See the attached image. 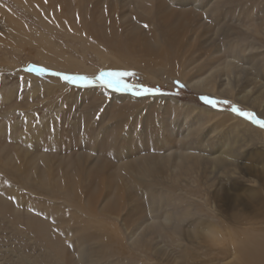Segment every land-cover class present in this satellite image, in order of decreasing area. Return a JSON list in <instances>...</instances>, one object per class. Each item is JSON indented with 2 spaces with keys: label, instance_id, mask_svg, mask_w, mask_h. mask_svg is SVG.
I'll use <instances>...</instances> for the list:
<instances>
[{
  "label": "rangeland",
  "instance_id": "rangeland-1",
  "mask_svg": "<svg viewBox=\"0 0 264 264\" xmlns=\"http://www.w3.org/2000/svg\"><path fill=\"white\" fill-rule=\"evenodd\" d=\"M15 1L0 3L37 27L28 12L36 11L39 2ZM72 1L66 0L68 6L63 8L70 18L85 10L90 20V14L98 19L114 8L118 22H104V28L111 26L115 30L106 36L107 40L111 43L117 35L129 40L136 37L137 41L130 53H121L107 41L101 42L106 52L99 53L95 46L86 48L61 31L53 34L47 28L41 29L53 38L52 42L43 36H23L14 27L6 33L0 14V263L234 262H219L213 254L204 253L209 246L206 240L215 238L217 231H208L199 215L184 214L187 202L178 200L165 186L160 193L152 194L149 189L155 190L157 185L149 174L153 176L155 168L165 174L169 164H164L163 156L170 150L173 157L182 154L191 141L197 144L195 154L200 159L198 181L203 186L209 184L211 191L207 195L217 200L212 203V219L222 218L231 226L235 215L250 214L258 208L251 196L254 187L260 186L254 180L258 179L264 187V127L239 116L232 108L237 106L264 119V44L259 42L252 49L244 45L249 59L239 63L244 71L234 84V97H229L222 95L228 83L226 77L218 82L217 92L194 88L171 66L165 67L156 56L146 54L143 43L156 40V47L166 46L153 19L155 8L164 5L174 18L173 24L180 22L189 30L178 32L179 38H189L192 49L205 51L194 66L202 65L210 56L211 43L220 49L214 56L216 60L225 59L232 54L230 47H236V42L243 45L264 38V33L255 32L258 25L264 27V0H112L97 13H92L94 7H89V2H83L81 7ZM222 28L229 29L232 38H240H226ZM77 29L80 30L79 25ZM134 44H138V50L133 49ZM47 49L76 57L78 68L42 63L39 51ZM115 55L127 58L128 65L120 63ZM102 71L132 72L134 75L123 78L126 83L160 91L140 96L133 94L135 89L115 91L94 79ZM57 72L87 76L91 82H69L53 74ZM202 96L219 103L213 107ZM244 96L247 97L243 99ZM187 112L191 119L185 122ZM193 124L203 126L204 131L186 138ZM227 144L236 149V160L228 163L241 171L239 175L222 173L227 161L216 165L217 151ZM156 160L157 164H153ZM194 190L191 188L190 194ZM259 190L263 197L264 191ZM237 197L242 203L237 202ZM202 204L203 200L195 202L196 206ZM168 210L174 211L175 219L171 226H154L147 258L128 243L129 235H143L146 224L160 221ZM101 211L105 215H98ZM100 221L109 224L118 240L111 241ZM218 226L220 230L224 228ZM242 226L252 228L248 241L252 240V233L258 232L255 227L264 228L259 222ZM82 250L94 254L86 263L79 257Z\"/></svg>",
  "mask_w": 264,
  "mask_h": 264
},
{
  "label": "bare ground",
  "instance_id": "bare-ground-1",
  "mask_svg": "<svg viewBox=\"0 0 264 264\" xmlns=\"http://www.w3.org/2000/svg\"><path fill=\"white\" fill-rule=\"evenodd\" d=\"M31 1L34 3L39 2V6L36 11L28 12L30 16H32V18L34 17L33 21L37 27H34L28 24L26 21L20 19L15 13H13V11H9L6 5L0 3V14L4 22V31L6 33H9L14 27L17 30H20L23 36L29 38H36L37 36L41 38V36H43L47 41L52 42L53 38L42 30L47 28V30L51 31L53 34L56 31H61L67 35L74 37L75 39H78L81 44L86 48H93V46H95L99 53L105 51V49H103L102 47L101 42L106 43L107 41L109 45L113 46L121 53H130L134 41H137L136 37H133V39L129 40L127 38L123 39L122 37H119L117 35L114 36L113 42L110 43L107 40L106 36L113 34L115 30L111 26L104 28V22H118V19L113 15L114 8H110L107 14H104V16L102 15V18L98 19H96L95 17L93 19V15L90 14V20L88 18V15L85 14L87 13L85 12V10H80L78 13L73 14L71 18L68 17V13L63 10V8L68 6L66 0H61L60 2L58 0ZM15 2L17 4H21L20 0H16ZM83 2H89V7H94L92 13H97L100 10L101 6L105 4L108 5L113 1H72V3H77L81 7ZM155 12L156 14L153 17V19H155L154 23L159 27L160 34H163V42L166 46H160L157 44L156 47V40L146 41L145 43H143V49L146 54L156 56L159 59V63H164L162 65L165 67H167V65L171 66L172 70L180 78L187 81L194 88L217 92L218 82H222V78L226 77L228 83H226V87L222 91V95L234 97V84L241 79L239 77V74L244 71L242 68H240L239 63H246L249 59L245 56L244 49L247 50V47H251V49L258 47L257 45L259 42L264 44V38H258L257 40L250 41L243 45L240 44V42H236V47H230L233 48L232 54L226 56L225 59H218L219 62L214 56L220 51V49L215 44L211 43L210 49L208 50L211 52L210 56L206 58L205 62L202 65L194 66L195 63L203 55H205V51L201 50L199 47L192 49L194 45L190 43L189 38L188 40L179 38V36L177 35L178 32L186 33L189 30L186 27H183L180 22L173 24L174 18L170 14V12L164 10V5L156 7ZM143 21L145 24L148 23L147 18H145ZM78 25L80 26V30L77 29ZM255 32L258 35L264 33V27L258 25L255 29ZM222 34L226 38L234 40L240 38V35H237L236 37L232 38L234 35L227 28H222ZM88 37L100 42L93 43L88 39ZM99 38H101V40H99ZM158 38L159 40L162 39L159 36ZM210 40L211 39L209 38V41ZM151 45L154 46V49L151 47ZM244 45H247V47ZM138 47V44H134L133 49L138 50ZM208 51H206V53ZM195 54L197 55L196 57ZM39 55L41 57V59L39 60L47 65H55L58 68H65L68 66L77 67L74 63L75 61H77V58L70 55H64L60 52H56L51 49L39 51ZM251 55L253 54L251 53ZM115 57L123 65H128L127 58H122L117 55H115ZM213 57L215 58V60H213ZM263 58L260 59L262 63ZM216 62L218 63L216 64ZM210 63H213L215 65H211ZM262 63L260 65H262ZM246 97L247 96H244L243 99H245ZM190 119L191 114L187 112L184 115V121L188 122ZM203 129V126H197L193 124L189 127V131L188 133H186L185 137L190 138L194 132L201 134V132L204 131ZM221 129L223 128L221 127ZM240 143L236 142L237 145ZM196 146V143L191 144V141H188L186 149L182 150V154H177L175 157H173L174 153L172 152V150H170L167 155L163 156V162L165 165L169 164V168L167 169V172L165 174H163L162 169L157 168H155L153 176L149 174V178L152 180V182L156 183L155 186L157 185L155 190L149 189L150 192L152 194L160 193L162 187L165 186L171 193L176 195L178 200L187 202L188 209L184 212V214H193V216L199 215V217L202 219V224L209 227L208 231H210V229L217 231L215 238L211 236L210 239L206 240V243L209 244V246L205 249V254H213L215 260H218L219 262L227 260L230 263L232 262V260H234V262L230 264H264V228L261 226L255 227L254 229L258 230V232L252 233L253 238L251 241H248L246 239L252 228H246L242 226V224L251 225L253 224V222H259L264 224V196L262 197L258 194V192H260L259 189L264 191L263 185H261L258 179L254 180L255 183L260 184V186L258 187L259 189L257 187H254L255 190L253 191L251 196L252 203L258 204V208L256 210H254L250 214L246 213L235 215L230 223L231 226H227V224L224 220H222V218H217L216 220H213L212 217L214 211L212 203H215L217 200L210 199L207 195V193L211 191L210 185L206 184L203 186V183L198 181L199 171L197 170V166L199 165L200 159L195 154ZM223 147L224 148L219 149L215 155L216 165L223 164V161H227L225 165L223 164L222 173L225 174L231 171L233 173H238L237 175H239L241 171H238L237 167L235 166L234 168H231V165L228 163V161H231L233 163V161L236 160V149L231 148L232 146H230L229 144ZM153 164H157V160ZM223 168H225V171ZM212 169H215L214 166L212 167ZM211 172L212 171H210V173ZM208 176H210V174ZM260 178L262 177L260 176ZM200 187L202 188V190L200 189ZM191 188L195 189L193 194H190ZM196 192H199V195H197ZM200 200H203L202 205H205V208L202 207V205H195V202H198ZM236 200L238 203H242L241 198L237 197ZM80 201V203H82L81 199ZM110 210L113 211V208L110 207ZM90 214H94V212L90 211ZM98 215H105V211H101L100 213H98ZM176 216H178V214ZM174 219L175 214L173 210H168L167 212L165 211L164 216L160 221L156 222L152 220L150 223L146 224V226L142 229L143 235H136L134 233H130L128 243L133 247H137L138 250L147 255V258H149L148 254H150L149 252L152 248V243L149 239V236L151 235V231L153 230L154 226L156 224H159L163 227L171 226ZM100 225L104 227L107 234L109 233V238L112 242L118 240L117 234L110 229L109 224H104L102 221H100ZM218 225L224 228L220 230ZM93 226L98 228L96 224H93ZM93 256L94 254L89 250H82L79 254L80 260L82 261H85L87 259L89 261V259H91ZM84 263H86V261Z\"/></svg>",
  "mask_w": 264,
  "mask_h": 264
},
{
  "label": "snow or ice",
  "instance_id": "snow-or-ice-1",
  "mask_svg": "<svg viewBox=\"0 0 264 264\" xmlns=\"http://www.w3.org/2000/svg\"><path fill=\"white\" fill-rule=\"evenodd\" d=\"M31 70V69H29ZM42 71H47L46 69H42ZM56 76H63V79L69 82H77V81H87L91 82V78L87 76H78V75H64L62 73H53ZM134 73L132 72H100L98 76L94 79L99 80L102 82L106 87L112 88L115 91H133L134 95L140 96L146 93H158L160 91L159 88H148L144 85H129L123 79L126 76H132ZM175 83L179 84V81ZM201 99L206 103L210 104L213 107L216 106L219 101L209 98L208 96H202ZM227 103V101H225ZM232 111L236 112L239 116H242L253 123L258 124L261 127H264V119L259 118L256 113L242 110L237 106H233Z\"/></svg>",
  "mask_w": 264,
  "mask_h": 264
}]
</instances>
